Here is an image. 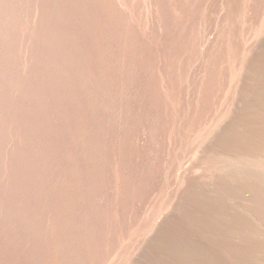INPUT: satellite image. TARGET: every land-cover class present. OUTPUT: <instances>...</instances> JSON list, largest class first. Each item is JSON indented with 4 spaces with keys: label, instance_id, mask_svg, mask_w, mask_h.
Segmentation results:
<instances>
[{
    "label": "rangeland",
    "instance_id": "1",
    "mask_svg": "<svg viewBox=\"0 0 264 264\" xmlns=\"http://www.w3.org/2000/svg\"><path fill=\"white\" fill-rule=\"evenodd\" d=\"M263 53L264 0H0V264H177L205 194L264 241L226 169Z\"/></svg>",
    "mask_w": 264,
    "mask_h": 264
},
{
    "label": "bare ground",
    "instance_id": "2",
    "mask_svg": "<svg viewBox=\"0 0 264 264\" xmlns=\"http://www.w3.org/2000/svg\"><path fill=\"white\" fill-rule=\"evenodd\" d=\"M252 90L256 94V100L258 99L259 103L264 105L263 84H254ZM248 106L249 104L247 107ZM242 110H240V114ZM240 119L242 126L239 127L241 129H239L237 125L236 129L235 127H231V131L227 132L232 135L231 142L233 143L234 149H236V155L235 158H231L232 160L228 161L229 166L227 168L225 166V168L227 169L229 176L237 181L236 184L238 183V188L244 186L250 189L249 195L251 198L250 200L252 201L251 205L253 211L257 209L261 210L262 217H264V107L249 112L243 110ZM227 127L229 128V126ZM227 137L229 136L227 135ZM253 140H256L254 144ZM239 194L236 193L238 197L236 199L237 204L235 205L228 203L227 200L229 197L227 195L221 196L215 194H205L201 200L194 203V210L192 209L191 211V214L193 215L192 219L196 222V226H194L196 231L200 233L202 238L206 241H196L197 243L194 241H186L182 243L183 246H181V244L177 246L175 245L176 247H182V249H180L182 251H176L174 245H168L165 249L168 252H165L174 263L188 264L187 261L191 259L196 264H220L218 262L221 261L225 264H253L250 255L256 248H259L258 246L262 245L264 241H211L212 232L214 231H218V234L220 233L222 236H226L227 239L230 240L235 226L243 225L244 227L247 223L248 225L253 224L252 222L254 220L252 221L250 218L251 216L249 217V214L247 215L246 209L243 203H241L242 196ZM256 214L257 213H255V215ZM189 227L190 226L183 224L182 227L178 228L183 233L188 234L193 230ZM240 236L241 240H243V235L240 234ZM251 242L254 243V246L250 245Z\"/></svg>",
    "mask_w": 264,
    "mask_h": 264
}]
</instances>
